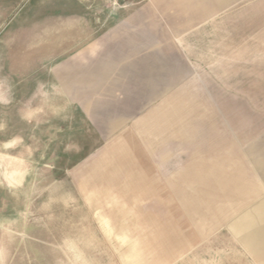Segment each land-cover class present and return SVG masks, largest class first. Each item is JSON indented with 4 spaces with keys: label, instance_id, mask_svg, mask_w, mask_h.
<instances>
[{
    "label": "rangeland",
    "instance_id": "374dc122",
    "mask_svg": "<svg viewBox=\"0 0 264 264\" xmlns=\"http://www.w3.org/2000/svg\"><path fill=\"white\" fill-rule=\"evenodd\" d=\"M19 3L0 18V68L12 60L2 55L8 33L35 1ZM237 11V25L219 24ZM213 16L179 42L187 48L189 64L183 66L189 72L162 89L163 103L156 107L163 120L148 121L145 136L127 139L136 153H127L126 142L122 152L100 153L109 162H146L147 184L139 192L162 193L157 209L175 221L167 224L172 234H147L149 246L142 249L110 248L122 242L90 230L97 218L74 200V186L51 184L59 170L19 158L11 129L24 126L12 122L9 104L0 103V264H264V253L234 226L264 204V0H240ZM176 95L178 102L170 103ZM215 176L226 179L225 194L212 193ZM131 203L141 208L156 202ZM170 212L173 217H165Z\"/></svg>",
    "mask_w": 264,
    "mask_h": 264
},
{
    "label": "crops",
    "instance_id": "0c3cea01",
    "mask_svg": "<svg viewBox=\"0 0 264 264\" xmlns=\"http://www.w3.org/2000/svg\"><path fill=\"white\" fill-rule=\"evenodd\" d=\"M34 1L8 33L2 53L12 60L0 68V103L9 104L12 122L24 126L16 133L12 127L10 145L17 144L20 159L59 170L52 183L42 184L74 186V200L85 202V215L97 218L90 230L122 242L110 248H146L147 234H172L167 224L173 221L157 209L162 193L139 192L147 184L146 162H109L100 153L137 151L127 139L145 136L148 121L163 120L156 107L163 103L162 89L189 72L183 66L189 54L179 42L191 39L193 26L210 24L213 15L240 0ZM19 2L0 0V18ZM231 14L235 20L219 18V24L237 25L238 11ZM124 142L129 147L120 148ZM211 179L212 193L227 192L221 188L224 177ZM175 195L178 200L177 190ZM135 201L156 203L140 208ZM245 214L234 226L264 253V204Z\"/></svg>",
    "mask_w": 264,
    "mask_h": 264
},
{
    "label": "built area",
    "instance_id": "2783aa9c",
    "mask_svg": "<svg viewBox=\"0 0 264 264\" xmlns=\"http://www.w3.org/2000/svg\"><path fill=\"white\" fill-rule=\"evenodd\" d=\"M113 3H117L118 0H111Z\"/></svg>",
    "mask_w": 264,
    "mask_h": 264
}]
</instances>
